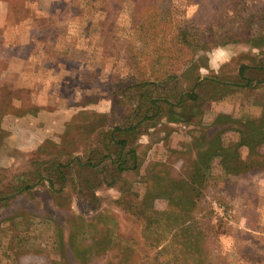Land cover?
<instances>
[{"label":"rangeland","instance_id":"1","mask_svg":"<svg viewBox=\"0 0 264 264\" xmlns=\"http://www.w3.org/2000/svg\"><path fill=\"white\" fill-rule=\"evenodd\" d=\"M181 26L211 28L198 37H221L218 43L224 40L223 32L231 29L237 30L238 38L259 36L264 34V0H0V191L8 192L17 176L34 167V159L46 156L43 146L48 141L54 154L58 153L53 149L56 146L86 158L87 139H92V146L96 132L81 137L73 132L75 151L63 135L78 112L96 114L95 122L101 128L112 121L127 122L132 107L128 102L136 106V94L147 95L146 101L159 94H174L178 89L173 79L159 80L157 88L132 92L127 77L135 79L137 74L131 65L132 53L137 60L144 49L152 54L154 41L169 40ZM180 46L184 45H176L173 66L182 75L190 66L183 62L189 50L185 46L180 51ZM250 58L264 64V43L217 46L194 56V74L218 73L236 79L240 65L252 62ZM179 82L188 83L181 78ZM198 94L205 123L219 112L247 119L264 110V82L215 96L205 86ZM87 113L76 119L82 127L93 121L84 116ZM191 128L190 123L165 118L154 126L145 125L135 142L140 170L123 174L126 190L109 162L79 169L82 180L77 167L71 165L61 194L53 195L48 181L42 180L31 193L0 203V264H78L70 259L71 250L61 253L71 234L66 221L72 215L86 220L104 215L119 227L117 243L130 244L135 236L143 248V221L136 212L150 183L146 171L153 162L164 161L172 177L182 176L185 163L168 148L184 149L191 140ZM222 138L229 144L239 134L227 130ZM240 154L248 158L246 148ZM211 165L205 198L192 215L207 227L206 243L215 264H264V169L251 168L236 175L224 173L218 159ZM119 197L122 202L116 203ZM123 202L134 213L126 211ZM155 207L164 210L167 201L159 198ZM213 227L214 231L208 230ZM154 251L159 253L160 248ZM161 252L155 264L170 262L172 255ZM108 254L94 264H115Z\"/></svg>","mask_w":264,"mask_h":264},{"label":"trees","instance_id":"2","mask_svg":"<svg viewBox=\"0 0 264 264\" xmlns=\"http://www.w3.org/2000/svg\"><path fill=\"white\" fill-rule=\"evenodd\" d=\"M210 30L211 28L206 31L192 30L181 26L177 30L175 29L169 40L161 39L158 44L154 41L152 54L145 52L144 49L140 51L141 58L137 60L135 53H132L134 65H131L136 69L137 74L135 79L127 77L128 87L129 84H132L129 88L130 91L157 88L159 80L165 79L175 80L173 84L178 90L175 89L176 92L172 95L152 96L148 101H146L147 95L136 94L137 105L134 106L128 102L132 107L127 113V122L112 121L110 126L101 128L95 122L98 117L96 114H88L85 111L78 112L67 123L63 135L66 137L65 141L69 142L70 149L73 148L75 151L78 147H76L73 132H79L80 137L96 132L94 145L90 146L92 139H87L89 146L84 150L86 158L73 156L74 152L68 149L59 151L56 146H53V149L58 153L54 154L51 152L53 151L51 150L52 142L48 141L43 146L47 149L46 156L34 159L32 161L34 167L17 176L8 192L0 191V203H7L20 195L31 193L32 188L42 183V180L48 181L49 191L53 195L61 194L66 186V180H68L67 169L71 165L72 167L76 166L78 170H83L93 169L109 162L117 174L116 180H122L123 186L121 187L126 190L128 186L123 174L140 170V157L135 142L138 135L142 133L141 129L145 128V125H156L162 118H165L167 122H187L192 126L190 142L183 147L184 149L168 148L170 153L182 157L185 163L184 174L179 178L172 177L167 169L169 166L164 161L153 162L146 171L150 183L140 201L141 207L136 212V215L143 221L142 231L144 239H146L142 244L143 248L138 246L135 236L130 240V244L129 242L117 243L115 235L116 233L120 235L119 227L104 215H99L91 220L72 215L66 221L71 234L67 246L65 247V243L62 244L65 249L61 246V253L65 252L63 254L65 255L68 250H71L73 258L70 257V259H74L76 263L80 264H94L95 260L108 253L112 258L111 263L114 261L115 264H155L161 251L172 255L170 260L168 255L165 256L170 262L164 260L161 264L165 262L167 264H215L216 258L206 243L208 239L207 227H205V223L196 220L192 212L199 201L202 202L205 198V187L209 181L211 163L214 159L219 160L222 170L227 174L238 175L251 168L264 169V152L261 150L264 147V110L260 116L247 119L219 112L214 120L205 123L201 118L200 104L197 103L201 99L198 91L205 86H210L215 96L225 90L232 91L236 88L256 86L264 82V64H259L255 58H250L252 62L240 65L236 79L221 76L218 73L202 77L198 73L194 74L197 68L194 56L232 42H252L260 46L264 43V34L259 36L250 34L238 38L237 30L231 29L223 32L225 33L224 40H221L220 43L217 39L221 37L217 39L208 36L198 37ZM229 34L232 37L226 39ZM181 43L184 46L179 47L180 51L181 47H187L189 50L188 56L183 58L184 65L190 66L182 75H179L175 67V51L177 50L176 45ZM144 44L146 45L147 42ZM160 50L161 53H158ZM255 73L258 75L257 78L254 77ZM180 78L186 79L188 83L182 84L179 82ZM90 99L88 97V100ZM123 110L125 111V109ZM82 113H87L83 114L85 117H93L90 119L93 121L84 127L76 122ZM227 130L238 133L239 139L229 144L224 143L222 134ZM70 136H72L71 139ZM241 148L247 149V159L241 157ZM64 156H67L65 161L61 160V157ZM80 179L82 180L81 175ZM116 180H113L114 183ZM92 187L94 186H90V189ZM159 198H164L167 201V207L164 210H157L155 207V201ZM115 202L120 203L122 200L119 197L115 199ZM122 207L126 211L131 210V213H134L132 207H128L127 204L124 203ZM134 222L136 221L134 220ZM60 227L62 228V226ZM214 229L213 227L208 230L214 231ZM175 241L179 244L178 248L174 246L176 245ZM158 248H160L159 253L154 251ZM68 256L67 254L66 257L68 258Z\"/></svg>","mask_w":264,"mask_h":264}]
</instances>
